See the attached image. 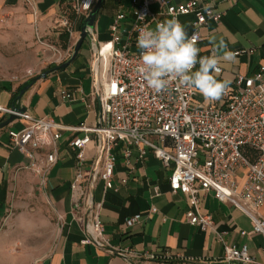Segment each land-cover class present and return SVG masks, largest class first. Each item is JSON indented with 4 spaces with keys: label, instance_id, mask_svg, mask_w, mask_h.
Returning a JSON list of instances; mask_svg holds the SVG:
<instances>
[{
    "label": "crops",
    "instance_id": "obj_1",
    "mask_svg": "<svg viewBox=\"0 0 264 264\" xmlns=\"http://www.w3.org/2000/svg\"><path fill=\"white\" fill-rule=\"evenodd\" d=\"M75 1L0 0V27L3 26L1 20L7 19L25 38L35 35L40 39L45 35L68 33L66 41L60 38L61 47H65L70 56L79 38L76 32L80 35L85 17L75 14ZM183 1L169 0L172 3ZM120 4L128 7L130 0H103L91 35L83 40L75 58L65 68L53 69L64 61L53 65L45 77L37 79L22 94L20 88L25 82L12 83L9 78H0V108L16 105L34 117H50L65 127H93L100 113L94 80L96 77L100 80L106 78L108 62L102 61L95 73L92 45L108 41V27ZM151 9L158 18L168 20L157 4L153 3ZM216 10L223 13L220 21L208 22L199 29L200 37L196 42L199 57L213 55L215 43L220 40L232 52L252 50L251 53L235 55L232 62H220L221 72L215 74L216 78L230 80L232 87L235 74L252 75L260 65H264V0H220ZM131 18L127 14L126 20ZM178 20L189 35L193 30V16L182 15ZM65 24L66 29L63 27ZM212 36L216 37L215 43L210 40ZM198 68L199 64L195 70ZM60 89L69 91L72 98L63 99ZM194 92L193 101L197 104L216 102H207L202 94L195 89ZM7 117L0 110V121ZM28 124L27 120L19 118L0 129V235L9 211L15 178L31 170L28 159L12 147L8 131L21 130ZM84 134L85 131L78 129L60 131L56 161L48 171L45 185L40 188L46 195L48 206L61 217L64 226L51 250L37 258L34 264H205L222 257L223 245L215 232L220 233L227 243L246 244L253 258L251 264H264V238L251 233L252 222L246 214L227 201H218L211 191H199L200 212L210 215L214 230L203 231L190 225L185 219L188 209L186 193L170 191L168 176L171 168L162 167L151 151L138 158L137 150L131 147L130 156L126 158L122 145L115 149L113 188L105 189L100 178L92 185L93 201L99 204V217L107 244L103 247L82 244L85 233L78 218L89 217L90 208L89 203H80L78 207L72 203L70 182L76 170L75 152L69 141ZM88 134L91 142L85 148L82 166L85 178L89 177L96 164L101 167L103 163V158L99 157L97 137L93 133ZM242 181L241 176L239 184ZM151 207L156 208V212H151ZM44 208L47 209L46 206ZM253 212L264 219V203ZM135 214L141 215L140 220L126 227L125 220ZM241 231H246V234L241 235ZM167 254L170 258H166Z\"/></svg>",
    "mask_w": 264,
    "mask_h": 264
},
{
    "label": "built area",
    "instance_id": "obj_2",
    "mask_svg": "<svg viewBox=\"0 0 264 264\" xmlns=\"http://www.w3.org/2000/svg\"><path fill=\"white\" fill-rule=\"evenodd\" d=\"M95 1L76 0L73 5L75 14L86 16ZM219 1L130 0L128 7L120 4L108 27V41L92 45L95 73L102 61L108 62L106 78L100 80L96 77L94 80L100 113L93 127H65L50 117H34L26 110L20 111L16 105L0 108L6 115H15L17 119L29 122L21 130H9L8 136L12 147L28 159V168L39 178L40 187L45 185L48 171L56 161L60 131L70 128L86 132L69 141L75 152L76 170L70 182L72 203L75 207L89 203L90 208L89 217L78 218L85 233L82 244L98 247L107 244L99 204L93 201L92 185L100 178L105 189L113 188L115 149L119 145L124 147L126 158L130 156L131 147L137 150L138 158L151 151L162 167L171 168L168 176L170 191L186 193L188 209L185 219L190 225L203 231L214 230L210 215L200 212L198 198L199 191H211L218 201H227L246 214L252 222L251 233L264 238V219L253 212L264 203V65L252 75L235 74L230 91L215 103L206 105L195 103L194 89L177 81L171 82L167 92L158 94L136 71L140 63L141 50L137 47L140 30L145 26L154 29L164 21L153 13V3L162 9L167 19L192 15L193 30L188 37H195L197 42L202 26L220 21L223 13L216 10ZM127 14L132 16L129 21L126 20ZM244 52L251 53L252 50L233 53ZM66 54L68 58L69 53ZM59 94L63 99L72 98L65 89H60ZM88 133L97 137L103 163L101 167L96 164L85 178L82 166L85 148L91 142ZM241 176L243 181L239 184ZM150 211L156 212V208L151 207ZM140 218V214L127 218L125 226H132ZM57 221L61 230L64 225L59 215ZM215 233L223 245L222 257L205 264L253 262L246 244L227 243L220 233ZM245 234L246 231H241V235ZM165 256L170 258L168 254Z\"/></svg>",
    "mask_w": 264,
    "mask_h": 264
},
{
    "label": "rangeland",
    "instance_id": "obj_3",
    "mask_svg": "<svg viewBox=\"0 0 264 264\" xmlns=\"http://www.w3.org/2000/svg\"><path fill=\"white\" fill-rule=\"evenodd\" d=\"M1 23L0 78L23 83L40 77L44 71H50L53 65L67 59L59 35L25 38L7 19ZM63 27L66 29L67 25ZM76 37H79L78 32ZM48 203L39 178L32 170L15 178L9 211L1 227L0 264H34L37 258L51 250L60 229L57 214Z\"/></svg>",
    "mask_w": 264,
    "mask_h": 264
},
{
    "label": "clouds",
    "instance_id": "obj_4",
    "mask_svg": "<svg viewBox=\"0 0 264 264\" xmlns=\"http://www.w3.org/2000/svg\"><path fill=\"white\" fill-rule=\"evenodd\" d=\"M210 40L215 43L216 37ZM137 47L141 51L136 71L158 94L167 92L172 81L195 89L207 102L217 101L230 91L231 81L218 80L215 75L221 61L235 60V54L227 50L223 40L215 43L213 55L199 57L196 38L188 37L180 21L172 18L158 23L154 29L142 28ZM197 64L198 70L193 71Z\"/></svg>",
    "mask_w": 264,
    "mask_h": 264
},
{
    "label": "water",
    "instance_id": "obj_5",
    "mask_svg": "<svg viewBox=\"0 0 264 264\" xmlns=\"http://www.w3.org/2000/svg\"><path fill=\"white\" fill-rule=\"evenodd\" d=\"M102 3H103V0H96L95 1L94 5L90 9V11L87 13V15L82 20V24H81V27H80V35H79V38H78V40L76 41V43H75V45L73 47L71 55L69 56V58L66 61H64L63 63L59 64L55 69L65 68L75 58L78 50L80 49V47H81V45L83 43V40L89 35V29H92L93 26H94V21H95L96 14L99 11ZM48 72L44 71L40 77H38L36 79L34 78L31 83L26 84L20 90V94H22L24 92V90L27 89L37 79H39L41 77H45ZM19 110L20 111H24L25 109L24 108H19ZM15 119H17V117L15 115H8V117L6 119L0 121V129L5 127V126H7L9 123L14 121Z\"/></svg>",
    "mask_w": 264,
    "mask_h": 264
},
{
    "label": "trees",
    "instance_id": "obj_6",
    "mask_svg": "<svg viewBox=\"0 0 264 264\" xmlns=\"http://www.w3.org/2000/svg\"><path fill=\"white\" fill-rule=\"evenodd\" d=\"M60 37H61L64 41H66V40H67V37H68V33L62 34ZM56 67H57V66H55L53 69H55ZM33 79H34V78H30V79H28L27 81H25V83L21 85L20 90H21L26 84L31 83V82L33 81Z\"/></svg>",
    "mask_w": 264,
    "mask_h": 264
}]
</instances>
